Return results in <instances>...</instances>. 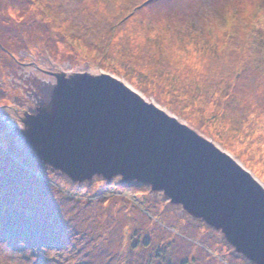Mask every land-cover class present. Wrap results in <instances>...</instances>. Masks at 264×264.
Masks as SVG:
<instances>
[{
  "label": "rangeland",
  "instance_id": "rangeland-1",
  "mask_svg": "<svg viewBox=\"0 0 264 264\" xmlns=\"http://www.w3.org/2000/svg\"><path fill=\"white\" fill-rule=\"evenodd\" d=\"M58 74L117 77L264 187V0H0V264H254L149 184L44 161Z\"/></svg>",
  "mask_w": 264,
  "mask_h": 264
},
{
  "label": "water",
  "instance_id": "water-1",
  "mask_svg": "<svg viewBox=\"0 0 264 264\" xmlns=\"http://www.w3.org/2000/svg\"><path fill=\"white\" fill-rule=\"evenodd\" d=\"M56 77L53 99L32 122L45 138L34 144L44 161L72 180L120 173L149 184L264 264V187L248 170L111 74Z\"/></svg>",
  "mask_w": 264,
  "mask_h": 264
},
{
  "label": "bare ground",
  "instance_id": "bare-ground-1",
  "mask_svg": "<svg viewBox=\"0 0 264 264\" xmlns=\"http://www.w3.org/2000/svg\"><path fill=\"white\" fill-rule=\"evenodd\" d=\"M147 102V101H146ZM152 103V102H151ZM153 104V103H152ZM155 105V104H154ZM161 109V108H160ZM159 109V110H160ZM166 112V111H165ZM163 113V112H162ZM163 115L166 117V118H169L168 116H166L164 113H163ZM168 115H170L169 113H168ZM170 116H172V115H170ZM173 117V116H172ZM168 120H170V118L168 119ZM171 121L172 122H174V123H176V124H178V122H176L174 119H171ZM179 125V124H178ZM181 126V125H180ZM198 136V135H197ZM200 137V136H199ZM201 138V137H200ZM204 141H207L208 142V140H206V139H203ZM208 145H210L209 143H208ZM212 148H214L212 145H210ZM215 150H217L216 148H214ZM218 151V150H217ZM219 153H221V154H224V155H229L230 157H232L233 159H234V157L232 156V155H230V154H228V153H226V152H224V150H222L221 152L220 151H218ZM88 159V158H87ZM89 160L92 162V159H90L89 158ZM235 160V159H234ZM236 164H238L240 167H242V168H245L244 167V165H242L240 162H238V161H234ZM246 169V168H245ZM247 170V169H246ZM252 175V174H251ZM254 176V175H253ZM255 179V178H254ZM256 180V179H255ZM261 185V184H260ZM262 186V185H261Z\"/></svg>",
  "mask_w": 264,
  "mask_h": 264
},
{
  "label": "snow or ice",
  "instance_id": "snow-or-ice-1",
  "mask_svg": "<svg viewBox=\"0 0 264 264\" xmlns=\"http://www.w3.org/2000/svg\"><path fill=\"white\" fill-rule=\"evenodd\" d=\"M145 2H147V0H145Z\"/></svg>",
  "mask_w": 264,
  "mask_h": 264
}]
</instances>
